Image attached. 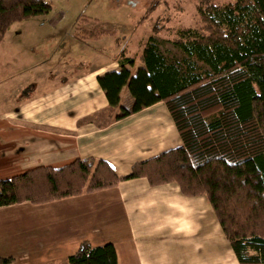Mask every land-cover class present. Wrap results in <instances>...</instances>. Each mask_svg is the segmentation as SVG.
I'll return each mask as SVG.
<instances>
[{
    "label": "trees",
    "instance_id": "16d2710c",
    "mask_svg": "<svg viewBox=\"0 0 264 264\" xmlns=\"http://www.w3.org/2000/svg\"><path fill=\"white\" fill-rule=\"evenodd\" d=\"M50 9L47 0H0V40L14 22ZM195 9L199 23L176 29L170 39L185 55L182 63L168 60L149 36L138 55L141 66L131 72L136 58L122 49L118 70L96 77L110 107L118 105L123 86L132 98L114 118L163 101L181 144L133 163L124 176L93 158L27 170L0 180V206L45 203L135 177L150 185L176 182L184 195L207 198L238 264H264V0H200ZM195 60L206 69L196 72ZM13 261L0 257V264ZM66 261L117 264V257L111 242L83 239Z\"/></svg>",
    "mask_w": 264,
    "mask_h": 264
},
{
    "label": "crops",
    "instance_id": "0c3cea01",
    "mask_svg": "<svg viewBox=\"0 0 264 264\" xmlns=\"http://www.w3.org/2000/svg\"><path fill=\"white\" fill-rule=\"evenodd\" d=\"M83 58L0 114V180L85 158L124 176L133 163L181 144L163 101L114 118L132 98L123 86L110 107L96 77L118 70L117 57L85 68ZM83 239L111 242L117 264H238L207 198L184 195L176 182L135 177L45 203L0 206V257L13 256L11 264L35 250L45 254L41 264L56 261ZM60 245L75 247L68 253Z\"/></svg>",
    "mask_w": 264,
    "mask_h": 264
},
{
    "label": "rangeland",
    "instance_id": "374dc122",
    "mask_svg": "<svg viewBox=\"0 0 264 264\" xmlns=\"http://www.w3.org/2000/svg\"><path fill=\"white\" fill-rule=\"evenodd\" d=\"M47 1L51 5L48 14L14 22L0 40V114L12 108L23 89L29 87V92L39 91L51 79L61 78L55 70L71 69V63L75 62L72 58L82 60L84 57L79 66L85 68L93 62L118 58V53L124 49L126 55L136 58L132 67L135 68L140 63L139 52L149 36L157 40L168 60L182 63L186 57L170 39L176 29L199 23L195 6L200 0ZM211 1L225 3L230 0ZM81 30L97 31L98 37H80ZM194 67L198 73L206 69L196 60ZM130 105L125 101V106ZM60 247L69 253L75 245ZM35 255L40 257L33 258ZM43 255L35 250L30 259L18 264H41ZM43 264H67V261L66 257H59Z\"/></svg>",
    "mask_w": 264,
    "mask_h": 264
}]
</instances>
